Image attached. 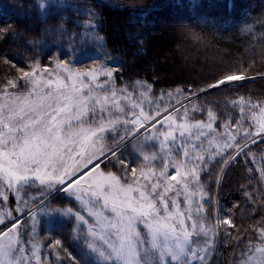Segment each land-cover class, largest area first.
Masks as SVG:
<instances>
[{
  "label": "snow or ice",
  "instance_id": "1",
  "mask_svg": "<svg viewBox=\"0 0 264 264\" xmlns=\"http://www.w3.org/2000/svg\"><path fill=\"white\" fill-rule=\"evenodd\" d=\"M107 9L143 12L0 0V264H264V96L225 94L264 73L169 69Z\"/></svg>",
  "mask_w": 264,
  "mask_h": 264
},
{
  "label": "trees",
  "instance_id": "2",
  "mask_svg": "<svg viewBox=\"0 0 264 264\" xmlns=\"http://www.w3.org/2000/svg\"><path fill=\"white\" fill-rule=\"evenodd\" d=\"M110 5H133L137 10H143L135 20L121 9L113 11L104 10L105 28L111 34L112 17L117 23L115 27L120 28L118 44L126 46L134 43L135 39L129 41L127 37L134 38L143 33H150L149 48L153 49V56H159L161 65L166 64L169 69V62L162 57V50L159 41L168 44L171 53V62L188 60L189 67L184 71H195L199 76L206 77L215 74L221 68L239 67L244 65L245 71L250 76H259L264 73V47L259 44L264 36L258 23L254 24L256 18L264 15V3L261 0H107ZM169 15L173 19L185 21L189 29L196 30L207 43L204 46L195 45L194 41L173 39L163 41L157 36L158 18ZM201 18V19H199ZM245 21L248 24H245ZM251 33L243 31L247 26H252ZM177 41H181L177 43ZM256 55L253 56L252 53ZM155 53V54H154ZM151 60V57L149 58ZM199 65V67H196ZM193 69V70H192ZM203 69V71L201 70ZM168 81L175 79L173 75L162 77ZM240 93L242 95L264 96V82L257 81L255 84H248L242 89H235L226 92V95ZM255 150V149H254ZM252 167H259V159ZM233 184L230 191L226 193L230 203L232 197L239 196L235 182L242 176L239 170L231 174ZM256 179H259L258 173ZM241 250L235 249L229 252L225 249L224 255L220 256V264H239Z\"/></svg>",
  "mask_w": 264,
  "mask_h": 264
},
{
  "label": "rangeland",
  "instance_id": "3",
  "mask_svg": "<svg viewBox=\"0 0 264 264\" xmlns=\"http://www.w3.org/2000/svg\"><path fill=\"white\" fill-rule=\"evenodd\" d=\"M246 1V0H245ZM264 3V0H261ZM116 16L112 17V25L115 27V25H117V23L115 22ZM201 19V18H199ZM185 21H182V19H173L171 18L169 15H165L163 17L158 18V28L157 30V36L163 40V41H172L173 39H178L179 37H181L182 40V36H181V31L185 28H188L187 25H182ZM162 50V57L165 58L168 62H169V66L171 69H175L180 61H176L175 64H172L171 62V53L172 51H170V48L168 47V44H164L162 42L159 41V45ZM155 54V53H154ZM193 70V69H192Z\"/></svg>",
  "mask_w": 264,
  "mask_h": 264
},
{
  "label": "water",
  "instance_id": "4",
  "mask_svg": "<svg viewBox=\"0 0 264 264\" xmlns=\"http://www.w3.org/2000/svg\"><path fill=\"white\" fill-rule=\"evenodd\" d=\"M106 3H107V4H110L107 0H106Z\"/></svg>",
  "mask_w": 264,
  "mask_h": 264
}]
</instances>
